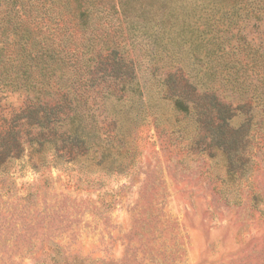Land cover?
<instances>
[{"label":"rangeland","instance_id":"1","mask_svg":"<svg viewBox=\"0 0 264 264\" xmlns=\"http://www.w3.org/2000/svg\"><path fill=\"white\" fill-rule=\"evenodd\" d=\"M90 6L84 29L54 35L65 49L51 77L82 79L91 147L68 161L45 143L7 162L0 264H264V0ZM110 48L134 65L122 94L108 75L85 81ZM167 69L241 105L230 142L176 110Z\"/></svg>","mask_w":264,"mask_h":264},{"label":"trees","instance_id":"2","mask_svg":"<svg viewBox=\"0 0 264 264\" xmlns=\"http://www.w3.org/2000/svg\"><path fill=\"white\" fill-rule=\"evenodd\" d=\"M91 2L0 0V172L8 161L17 159L29 147L50 143L68 161L91 147L94 127L87 126L82 112L88 104L80 100L74 86L82 79L76 77L64 84L59 82L60 77H51L55 66L64 59L65 49L54 35L60 26V34H64V27L70 22L84 29L94 10ZM72 47L76 50V45ZM95 63V67L86 63L89 74L85 81L96 73L108 75L120 81L117 84L121 87L114 86L112 92L121 94L133 81L132 61L115 48L98 51ZM48 69L52 70L45 75ZM163 83L176 110L194 114L199 121L205 117L206 130L211 131L217 144L230 142L229 120L240 104L232 106L212 89L200 91L182 69H167ZM7 93H16L18 101L7 102L3 97Z\"/></svg>","mask_w":264,"mask_h":264}]
</instances>
